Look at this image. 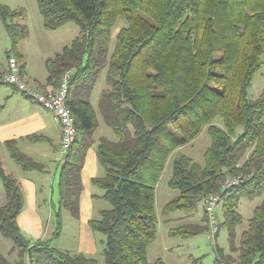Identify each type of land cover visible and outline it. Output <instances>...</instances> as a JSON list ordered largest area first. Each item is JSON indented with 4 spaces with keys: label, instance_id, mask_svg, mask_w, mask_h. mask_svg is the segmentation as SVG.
<instances>
[{
    "label": "trees",
    "instance_id": "1",
    "mask_svg": "<svg viewBox=\"0 0 264 264\" xmlns=\"http://www.w3.org/2000/svg\"><path fill=\"white\" fill-rule=\"evenodd\" d=\"M35 1L45 30L56 31L67 23L80 29L69 46L46 59V82L39 85L41 90L57 88L70 73L67 105L77 139L59 163V204L47 241L32 243L22 233L17 217L24 207L23 191L0 160L6 194L0 234L14 244L16 264H97L93 257L53 246L63 231V211L80 217L81 171L91 148L100 170L92 185L110 205L89 221L92 231L104 237L105 264H150L147 249L159 226L156 189L167 161L205 128L211 145L204 164L177 154L168 185L179 195L164 211L189 216L203 205V198L218 194L223 219L219 228L227 231L230 253L213 244L216 262L264 264V90L256 99L249 96L254 77L264 67V0ZM23 15L0 0V19L13 45L7 59H17L21 77L26 63L16 49L29 36L27 26L17 22ZM120 19L124 26L111 51ZM104 69L97 112L91 94ZM6 72L0 74V84ZM99 117L109 135L96 137ZM4 145L23 171L44 170L20 151L16 140ZM235 176L242 183L223 190L225 181ZM258 197L263 200L237 243L243 222L240 201ZM206 221L204 212L202 223L173 228L169 234L184 239L204 234ZM193 262L202 264L200 259ZM0 264L11 263L0 254ZM151 264L166 263L158 258Z\"/></svg>",
    "mask_w": 264,
    "mask_h": 264
},
{
    "label": "rangeland",
    "instance_id": "2",
    "mask_svg": "<svg viewBox=\"0 0 264 264\" xmlns=\"http://www.w3.org/2000/svg\"><path fill=\"white\" fill-rule=\"evenodd\" d=\"M1 4L9 7L12 10H23L24 15L21 19L17 20L21 25L27 26L29 30V36L22 40L17 46V51L22 52L25 55V62L28 64V72L30 76L38 77L44 72L43 59H47L55 56L65 46H69L71 42L80 34V29L74 23H67L56 31H47L43 27V20L39 13V9L35 0H1ZM113 30V37L111 41V51L115 45V36L118 29L124 26V20L120 19L119 23ZM12 41L9 37L5 24L0 19V68L6 62L8 53H12ZM107 70L104 69L101 77L96 84L91 94V102L94 108L98 112V99L102 90L105 88V77ZM26 82L27 80L24 79ZM29 85H33L27 82ZM12 85H1L0 88L4 90H10ZM264 90V67L254 77L252 86L249 90V96L251 99H256L261 95ZM2 93V97H3ZM96 98V99H95ZM4 100L1 104L0 110L5 105ZM220 124L221 120L217 118L215 121ZM112 136V131L111 135ZM211 139L205 128L199 137L192 143L182 147L177 153L172 154L166 164L165 170L161 176L159 184L156 189L155 210L159 220V226L157 230V236L155 240L148 246L147 259L151 264L156 259L161 258L166 264H194V260L200 259L202 264H219L216 262V255L214 245L220 246L225 253L229 254V243L227 238V231L220 229L217 234L214 245L210 242L204 234L197 235L195 237L184 239L181 235H170L169 231L173 228H178L183 225L200 224L204 219L203 205H198L197 211L189 216L183 215L185 213L171 212L165 213V205L176 199L179 195L178 191L172 190L168 183L173 173V161L177 154L185 155L193 159L196 163L204 164V153L210 147ZM15 164L12 158L8 155L6 167L8 164ZM16 166V164H15ZM57 183L55 184V190ZM56 194V193H55ZM263 197L249 200L242 198L239 204V213L243 217V222L240 227L237 228V243L240 239L242 231L247 228L248 220L252 217L254 209L260 205ZM107 205L110 206L107 202ZM218 220L222 222L221 206L218 209ZM64 232L61 238L53 241V246L60 249L62 245L71 246L75 240V227L76 219L71 217L69 213L63 211ZM53 223V224H52ZM46 225V224H45ZM54 228V220L50 223V232L52 233ZM36 242V241H35ZM14 244L2 237L0 234V254L6 258L11 264H16L18 261L17 252L14 250ZM13 250V251H12ZM233 258L237 259V253H234ZM105 264L104 258L102 263ZM236 264V263H234Z\"/></svg>",
    "mask_w": 264,
    "mask_h": 264
},
{
    "label": "crops",
    "instance_id": "3",
    "mask_svg": "<svg viewBox=\"0 0 264 264\" xmlns=\"http://www.w3.org/2000/svg\"><path fill=\"white\" fill-rule=\"evenodd\" d=\"M20 53L24 56V60H26L25 55L22 52ZM45 61L46 59L44 58V72L38 77L30 76L28 64L25 62V73L22 78L37 88H39V85H44L47 78ZM7 67L8 59L6 57V62L0 68V74L6 72ZM1 85L6 84L3 83ZM10 90L0 88V107L2 102L6 100L5 105L0 110V160L5 171L18 179L23 191L24 207L17 217V223L22 233L32 243L38 240L47 241L53 233V231L52 233L50 232V223L54 220V208L59 204V148L62 131L51 112L27 99L15 87H10ZM2 93L4 94L3 97ZM99 123V129L95 133L96 137H100L103 134L109 135L110 130L103 126L100 117ZM32 135L40 139L38 141L26 139ZM10 140H16L20 151L36 163L41 164L44 170L25 172L16 163L15 166L11 162L6 167L5 161L7 162V157L10 154L4 143ZM99 175L100 170L97 163L96 151L94 148H91L87 153L81 171L83 191L80 197V217L76 220L75 240L71 246L64 244L59 249L61 251L81 253L93 257L97 260V264L102 263L104 237L92 231L89 221L96 216L98 211L107 207L106 202L101 198V192L92 185V179ZM56 183L57 190H55ZM5 203L6 194L0 181V207ZM63 232L64 221L62 234ZM62 234L59 238L62 237Z\"/></svg>",
    "mask_w": 264,
    "mask_h": 264
},
{
    "label": "built area",
    "instance_id": "4",
    "mask_svg": "<svg viewBox=\"0 0 264 264\" xmlns=\"http://www.w3.org/2000/svg\"><path fill=\"white\" fill-rule=\"evenodd\" d=\"M69 78L70 73H67L57 88L41 90L36 86L29 85L21 77L19 63L14 56L8 59L7 72L3 77L5 84L14 86L21 94L29 98V100L52 113L54 120L62 131L59 163L64 160V157L77 139L75 119L67 105ZM242 181L243 179L240 176L229 177L223 184L222 189L228 190L234 186H238ZM203 206L208 227L204 235L214 244L219 232L218 209L221 206V197L218 194H211L203 198Z\"/></svg>",
    "mask_w": 264,
    "mask_h": 264
}]
</instances>
